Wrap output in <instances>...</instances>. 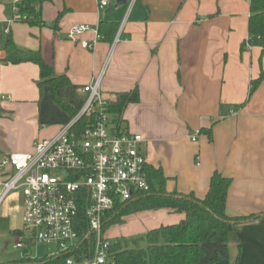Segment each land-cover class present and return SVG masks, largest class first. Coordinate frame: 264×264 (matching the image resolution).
I'll use <instances>...</instances> for the list:
<instances>
[{
	"label": "crops",
	"instance_id": "crops-1",
	"mask_svg": "<svg viewBox=\"0 0 264 264\" xmlns=\"http://www.w3.org/2000/svg\"><path fill=\"white\" fill-rule=\"evenodd\" d=\"M15 1L0 0V156L31 151L70 119L57 105L65 117L52 120L57 103L47 86L39 90L35 64L2 61L8 32L18 47L39 51L56 75L68 77L70 84L56 96L74 110L85 99L82 88L108 60L101 91L114 102L117 93L137 90L138 101L123 111V126L142 135L140 151L148 165L162 170L166 191L201 199L217 171L231 178L225 214L254 216L236 225L237 243L229 245L228 256L220 241L204 243L203 262L219 257L220 242L225 254L212 264H264V51L240 50L247 38L249 0H127L121 5L108 0L103 9L99 0H51L42 5V28L7 18L4 5ZM101 21L118 23L111 43L97 38ZM77 24L89 30L68 39L67 31ZM80 41L92 47L82 48ZM260 75L251 92V81ZM50 125L57 129L52 135ZM200 129H210L211 140ZM195 133L192 141L189 135ZM183 218L162 208L124 216L111 226L122 230L131 224L130 231L145 234ZM12 227L0 225V236H17L21 230Z\"/></svg>",
	"mask_w": 264,
	"mask_h": 264
},
{
	"label": "built area",
	"instance_id": "built-area-1",
	"mask_svg": "<svg viewBox=\"0 0 264 264\" xmlns=\"http://www.w3.org/2000/svg\"><path fill=\"white\" fill-rule=\"evenodd\" d=\"M107 6L108 0H99V8ZM87 30L73 25L67 38L74 41ZM105 65L82 88L80 109L54 135L37 140L29 152L0 156V204L13 191L23 197L24 227L14 249L41 245L44 257H62L64 264H117L103 229L108 216L150 186L142 135L114 120L113 99L101 91ZM196 136L189 135L192 141Z\"/></svg>",
	"mask_w": 264,
	"mask_h": 264
},
{
	"label": "trees",
	"instance_id": "trees-1",
	"mask_svg": "<svg viewBox=\"0 0 264 264\" xmlns=\"http://www.w3.org/2000/svg\"><path fill=\"white\" fill-rule=\"evenodd\" d=\"M51 0H16L4 5L7 18L14 22L25 23L34 27H45L42 16V5ZM137 2V0H136ZM135 2V3H136ZM62 13H59L52 24L57 28ZM118 23L101 21L97 28L98 39L111 43L116 36ZM259 47L264 51V0H249V17L247 24V38L242 41L240 50ZM1 49L4 51L2 61L6 64L33 63L38 67L39 80L37 86L42 91L47 86L57 105L66 111L70 117L78 110H74L67 103L56 96V91L67 87L70 81L66 75H56L53 68L42 58L39 51L18 47L8 32ZM263 79V75L251 81V92ZM138 101L137 90L119 92L116 100L110 105L109 111L116 122L123 125L122 114L125 107ZM200 129L198 133H203ZM211 140L210 129L204 131ZM147 180L150 189L147 193H140L126 203L115 205L108 216L104 231L113 225L121 224L122 217L146 210L169 209L184 214L178 223L161 225L148 230L143 239L145 247H139L141 239L131 241L124 238L112 239L111 252L117 264H212L220 259L203 262L206 242L220 241L229 254V245L237 243L235 227L240 221L254 216L229 217L225 214V202L231 178L215 171L210 178L209 188L201 199L192 193L181 194L177 191L167 192L165 182L167 178L160 168L150 165L146 167ZM130 242L132 247H130ZM226 256V257H227ZM228 258V257H227ZM0 264H64V258H46L25 256L20 259Z\"/></svg>",
	"mask_w": 264,
	"mask_h": 264
},
{
	"label": "rangeland",
	"instance_id": "rangeland-1",
	"mask_svg": "<svg viewBox=\"0 0 264 264\" xmlns=\"http://www.w3.org/2000/svg\"><path fill=\"white\" fill-rule=\"evenodd\" d=\"M51 116L53 118L52 120H59V118L64 116V112L57 106V104L53 103ZM49 129L50 135L54 134L57 131V129L55 130L54 125H50ZM8 223L11 225V227L13 225H16V229L23 230L24 226L22 220L21 197L20 193L17 191L10 192L5 201L0 205V225H7ZM132 228L133 227H131V224L126 225V228L122 230H117L113 226H109L106 229L105 234L109 237L117 236L118 238H124L129 241L139 238L141 240L138 243V246L145 247V240L143 239L144 233H134V231H130ZM18 239L19 238L17 236H0V262L12 261L25 256L41 257L46 254L45 248L41 245H33L31 247L14 249L13 245ZM218 243L220 245L221 251L217 250L215 252L218 253L219 257L223 258L225 253L222 251L223 249L220 242ZM130 247H132L131 242ZM215 252L213 253L214 255H216ZM214 258L216 257L214 256Z\"/></svg>",
	"mask_w": 264,
	"mask_h": 264
},
{
	"label": "water",
	"instance_id": "water-1",
	"mask_svg": "<svg viewBox=\"0 0 264 264\" xmlns=\"http://www.w3.org/2000/svg\"><path fill=\"white\" fill-rule=\"evenodd\" d=\"M116 4L117 5H121V4H124V3H126L127 2V0H116Z\"/></svg>",
	"mask_w": 264,
	"mask_h": 264
}]
</instances>
